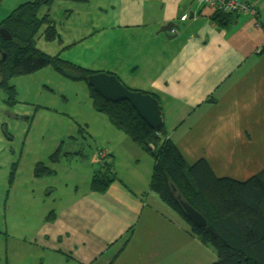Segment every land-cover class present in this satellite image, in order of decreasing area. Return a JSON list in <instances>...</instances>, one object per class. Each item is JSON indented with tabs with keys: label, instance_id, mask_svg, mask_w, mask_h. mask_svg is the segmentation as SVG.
<instances>
[{
	"label": "crops",
	"instance_id": "1",
	"mask_svg": "<svg viewBox=\"0 0 264 264\" xmlns=\"http://www.w3.org/2000/svg\"><path fill=\"white\" fill-rule=\"evenodd\" d=\"M258 10L230 14L222 27L199 0H111L92 17L96 31H118L133 82L157 95L169 137L188 164L205 158L221 177L245 180L264 168V5ZM169 21L183 24L173 38L161 31ZM117 64L107 71L116 73ZM135 153L136 161L149 162V175L122 174L115 159L118 179L103 193L90 184L83 197L56 210L57 224L44 240L79 264L216 261V250L150 190L154 160L136 146Z\"/></svg>",
	"mask_w": 264,
	"mask_h": 264
},
{
	"label": "rangeland",
	"instance_id": "2",
	"mask_svg": "<svg viewBox=\"0 0 264 264\" xmlns=\"http://www.w3.org/2000/svg\"><path fill=\"white\" fill-rule=\"evenodd\" d=\"M28 1L33 0H0V23ZM110 1H55L49 13L61 39L48 41L40 34L35 45L96 71H107L118 63L116 74L121 81L140 90L129 70L131 56L118 48L122 43L118 31L94 28L99 21L92 20L93 15ZM250 1L264 5V0ZM48 11L43 7L39 16ZM9 84L17 90L12 105L6 103L8 93L0 87V264H79L78 259L54 250V241L44 240L56 220L50 216L52 212L64 210L70 200L83 197L104 150L114 154L122 174H146L150 164L145 157L136 161L135 146L143 149L107 114L94 108L86 81L73 80L46 66L11 77ZM82 143L86 144L84 156L79 154ZM61 148V161H53L52 155ZM145 156L150 162L154 160L148 152ZM38 162L53 173L36 176ZM152 173L153 165L149 187ZM164 206L166 212L183 220L168 204Z\"/></svg>",
	"mask_w": 264,
	"mask_h": 264
},
{
	"label": "trees",
	"instance_id": "3",
	"mask_svg": "<svg viewBox=\"0 0 264 264\" xmlns=\"http://www.w3.org/2000/svg\"><path fill=\"white\" fill-rule=\"evenodd\" d=\"M55 1H28L0 23V29L5 28L12 35L11 40H5L0 34V87L7 91L6 103L9 105L17 99L16 88L9 84L11 77L53 66L66 77L88 83L89 75L99 72L65 59L60 53L49 54L35 45L40 34L48 41L61 39L57 23L49 13ZM250 2L257 11L255 14H260L257 3ZM43 7L49 11L39 16ZM230 16L229 13L215 11L212 19L223 27ZM261 23L264 26V21ZM261 53L264 54V44ZM4 54L6 59L3 60ZM89 88L94 108L107 114L116 127L152 155L154 167L150 190L180 215L190 234L216 250L218 258L211 264H264V168L250 178L240 180L216 175L205 158L188 164L183 152L169 137L164 123L160 128L153 129L129 101H109L90 85ZM145 93L157 98L153 92ZM61 151L62 148L52 155L53 161L60 160ZM103 153H100V166L91 181V189L100 193L118 179L114 170V154ZM35 173L42 177L52 174L53 170L38 162ZM171 184L203 214L206 226L197 225L184 213ZM55 215L52 212L50 216L55 219Z\"/></svg>",
	"mask_w": 264,
	"mask_h": 264
},
{
	"label": "water",
	"instance_id": "4",
	"mask_svg": "<svg viewBox=\"0 0 264 264\" xmlns=\"http://www.w3.org/2000/svg\"><path fill=\"white\" fill-rule=\"evenodd\" d=\"M182 22L169 21L161 27L169 38L176 35H170V32L179 30L182 27ZM0 34L5 40H11V33L5 29H0ZM6 59L4 54L3 60ZM88 84L99 92L106 100L109 101H129L137 110L138 114L148 122L153 129H158L163 125V116L158 98L150 93H145L141 90H134L123 83L116 74L107 71L95 72L88 77ZM172 191L176 196L184 213L197 225L206 226L207 220L195 207H193L174 184H171Z\"/></svg>",
	"mask_w": 264,
	"mask_h": 264
},
{
	"label": "built area",
	"instance_id": "5",
	"mask_svg": "<svg viewBox=\"0 0 264 264\" xmlns=\"http://www.w3.org/2000/svg\"><path fill=\"white\" fill-rule=\"evenodd\" d=\"M200 4L209 6L214 12L224 13H251L255 14L254 5L248 0H199ZM187 17V16H186ZM186 19V18H185Z\"/></svg>",
	"mask_w": 264,
	"mask_h": 264
},
{
	"label": "flooded vegetation",
	"instance_id": "6",
	"mask_svg": "<svg viewBox=\"0 0 264 264\" xmlns=\"http://www.w3.org/2000/svg\"><path fill=\"white\" fill-rule=\"evenodd\" d=\"M82 146H83V148L80 150V155H82V156H84L86 153L85 152H83V150H86L85 148H86V144L85 143H82L81 144Z\"/></svg>",
	"mask_w": 264,
	"mask_h": 264
}]
</instances>
